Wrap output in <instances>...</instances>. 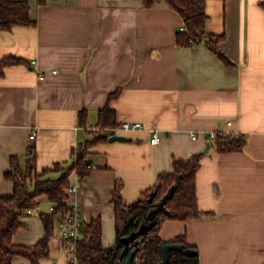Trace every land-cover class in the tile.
Wrapping results in <instances>:
<instances>
[{"label":"crops","instance_id":"1","mask_svg":"<svg viewBox=\"0 0 264 264\" xmlns=\"http://www.w3.org/2000/svg\"><path fill=\"white\" fill-rule=\"evenodd\" d=\"M27 1L36 24L0 31V58L24 60L0 74V195L13 190L5 178L11 156L24 165L31 150L38 172L56 163L70 166L84 144L106 136L88 148L85 175L70 174L75 190L68 203L83 222L101 217L102 243L109 247L112 240L103 237L114 227L115 183L122 184L123 199L134 202L172 170L173 157L201 153L198 207L210 214L164 220L160 237L184 234L199 264H264V0H206L208 32L224 35L217 46L231 65L205 42L178 45L183 21L164 0L149 7L143 0ZM118 88L110 103L117 122L139 121L144 128L117 134L128 140L110 141L115 134L97 123ZM153 128L157 143L150 142ZM212 130L244 134L246 142L219 151L206 140ZM53 173L60 174H47ZM50 205L46 196L37 197L16 243L33 245L43 236L40 213L51 212ZM65 258L55 226L40 264H64ZM12 264L30 261L15 256Z\"/></svg>","mask_w":264,"mask_h":264},{"label":"trees","instance_id":"2","mask_svg":"<svg viewBox=\"0 0 264 264\" xmlns=\"http://www.w3.org/2000/svg\"><path fill=\"white\" fill-rule=\"evenodd\" d=\"M155 0H143L149 7ZM182 18L185 30L178 29L176 43L191 46L205 42L219 58L231 65L229 58L218 48V42L223 34L209 33L207 29L208 14L206 0H164ZM45 5L47 0H37ZM264 10V2L260 3ZM36 22L30 17V4L27 0H0V31L9 30L16 25L32 26ZM24 60L14 56L0 58V74L2 69L11 64L23 63ZM120 88L110 93L106 105L99 111L97 126L99 129H109L119 125L114 109L110 106L113 99L118 97ZM85 111L80 113V119H85ZM106 136H97L84 144L77 152L75 162L70 166L56 163L41 171L36 169L35 153L28 151L24 165L17 156H11L10 168L5 178L13 182L10 194L0 195V264H12L15 256H22L30 264H40V260L50 253V239L55 232V216L71 213L68 203V187L71 186L69 176L76 170L80 176L86 173V156L88 148L106 140ZM246 142L244 134H226L218 136L215 145L219 151L239 150ZM201 153L187 159L173 157L172 170L158 175L156 183L144 191L134 202H127L121 195L120 182H116L111 191L110 202L114 212V242L105 247L102 243V220L95 216L84 222L80 228L77 240V254L80 264H117L126 260L133 251L132 264H160L162 261L161 247L167 243L182 245L181 250H169L167 264H199L196 248L190 245L185 235H177L173 239L164 240L159 235V228L164 220H187L210 214L198 207L196 174L200 166ZM49 171L60 172L58 177H46ZM171 191L170 197L164 196ZM46 196L55 203V209L48 213H40L44 227L43 236L33 245L19 244L14 241L17 231L24 226L23 219L28 215L27 209L33 208L37 197ZM163 200L162 204H159ZM155 208L154 226L145 234L138 236L136 245H126L121 241L125 236L136 231L142 223H148L147 214ZM187 248L196 250L193 254L184 252Z\"/></svg>","mask_w":264,"mask_h":264},{"label":"built area","instance_id":"3","mask_svg":"<svg viewBox=\"0 0 264 264\" xmlns=\"http://www.w3.org/2000/svg\"><path fill=\"white\" fill-rule=\"evenodd\" d=\"M180 30H185V26H181ZM144 128V125L139 121H123L119 125L109 128L111 132L115 135L121 134L123 132H130ZM150 142L157 143L158 142V133L159 130L156 128L150 129ZM34 134V131H33ZM226 135L223 131H209L206 134V140L210 143L216 141L218 136ZM33 136V135H32ZM193 138H196V135H193ZM87 168H90V164H86ZM75 190L74 186H70L67 189V192H73ZM70 205V204H69ZM71 206V213L62 215L60 213L55 216V226L61 232L62 239V250L65 252V262L64 264H80L78 254H77V240L80 236V228L83 225V221L80 218L78 209L74 205ZM55 209V203L51 202L50 211ZM33 208H28L27 213L30 214ZM59 260H56L54 264H60Z\"/></svg>","mask_w":264,"mask_h":264},{"label":"water","instance_id":"4","mask_svg":"<svg viewBox=\"0 0 264 264\" xmlns=\"http://www.w3.org/2000/svg\"><path fill=\"white\" fill-rule=\"evenodd\" d=\"M110 141H115V140H118V141H124V140H128V137L127 136H124V135H113L109 138ZM90 162V160H87L86 163ZM171 195V191H169L165 196H164V199H167L168 197H170ZM163 200L160 201L159 204H162L163 203ZM155 216H156V209L153 208L151 209L148 214H147V220H148V223H142L140 225V227L130 233L128 236H125L121 239V241L123 243H125L126 245H136L138 240V236H141L143 234H145L147 231H149L153 226H154V219H155ZM181 250L182 249V245L180 244H177V243H167V244H164L162 247H161V252H162V261L160 264H167L168 262V251L169 250ZM184 252L186 254H193L196 252L195 249L193 248H187L184 250ZM133 257H134V252L131 251L126 260L124 261H119L117 264H132V261H133Z\"/></svg>","mask_w":264,"mask_h":264},{"label":"rangeland","instance_id":"5","mask_svg":"<svg viewBox=\"0 0 264 264\" xmlns=\"http://www.w3.org/2000/svg\"><path fill=\"white\" fill-rule=\"evenodd\" d=\"M57 173H53V174H46V177H56ZM32 216L38 217L39 213L38 211H34ZM107 231L105 232V236L103 237V242H108L110 240H112L111 244L113 243L114 240V227H113V223L110 224L109 228L107 227L106 229ZM108 244V243H107Z\"/></svg>","mask_w":264,"mask_h":264}]
</instances>
